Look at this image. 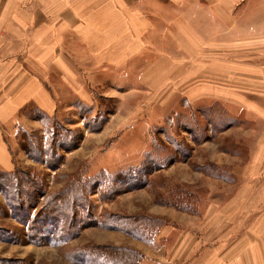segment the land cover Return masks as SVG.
I'll return each mask as SVG.
<instances>
[{"label": "rangeland", "instance_id": "rangeland-1", "mask_svg": "<svg viewBox=\"0 0 264 264\" xmlns=\"http://www.w3.org/2000/svg\"><path fill=\"white\" fill-rule=\"evenodd\" d=\"M191 22L189 55L177 53L167 82L142 83L135 65L120 79L87 59L88 97L79 98L51 67L55 113L32 101L19 112L26 122L4 126L15 161L7 173L35 180L15 183L11 203L0 189V264H189L169 242L189 235L203 203L233 202L246 187L252 217L264 212V164L251 177L233 173L264 134V0L209 20L210 30ZM70 189L84 209L66 201ZM50 211L62 214L59 225L72 221L63 243H48L57 238L46 235Z\"/></svg>", "mask_w": 264, "mask_h": 264}, {"label": "crops", "instance_id": "crops-1", "mask_svg": "<svg viewBox=\"0 0 264 264\" xmlns=\"http://www.w3.org/2000/svg\"><path fill=\"white\" fill-rule=\"evenodd\" d=\"M244 1L0 0V170L15 167L4 126L26 122L19 112L32 101L48 115L56 111L51 67L79 98L88 97L80 72L88 66L87 59L96 67L114 69L120 79L128 75L122 69L135 65L143 66L142 83L167 82L171 68L178 67L177 53L189 55V21L196 30H210L209 20L230 18ZM191 5L194 11L189 14ZM34 66L40 68L38 73ZM249 156V165L233 169L234 174L251 177L264 164V134ZM245 188L233 202L203 203L192 215L196 219L189 221V235L186 231L181 236L180 245L169 242L176 243L174 254L185 251L189 264L193 258L201 264H264V212L252 217L256 204L249 197L242 201L250 196ZM195 221L200 237L194 233ZM230 222L233 229L227 226Z\"/></svg>", "mask_w": 264, "mask_h": 264}, {"label": "trees", "instance_id": "trees-1", "mask_svg": "<svg viewBox=\"0 0 264 264\" xmlns=\"http://www.w3.org/2000/svg\"><path fill=\"white\" fill-rule=\"evenodd\" d=\"M53 140H54V138H53ZM45 146H46V144H45ZM46 149L47 148H45V154L48 155L49 152ZM17 174L18 173H16V172L15 173H7V172L0 173L1 178L4 180L3 181V185H1L0 189H3L2 186L5 187V189H4L5 190V195L7 196V198H9L10 203L12 201H14V196L12 197L10 195L12 194V192L14 190V187H15L14 184L15 183H18V184H21L22 186H24L25 182L27 181L26 179L29 178L30 181H31L30 182L31 184H33V181L35 180V177L32 176V175L30 176L28 173H24V175L21 176V179L17 180V178H16ZM89 184H92V183H89ZM26 191H27L26 189L23 190L24 193ZM67 199H69V200H66V201H69V203H71L72 206L73 205H76L79 208L84 209V206H83L82 202L81 201L79 202V200L81 198L79 197V194L77 193L76 190H73L72 189L71 192H70V194H68V198ZM65 203H67V202H65ZM49 213H50V215H48L47 218H50L49 221L52 222L51 223L52 229L49 230V231H47L46 235L49 236V235H51L52 232H54V233H56V235H57L56 237L57 238L52 237V238L48 239V243L49 244H53V245L60 244V243H63L65 241H67L69 238H71L74 235L73 232H72V230H71V228H69V227H71V225H73L72 224V221L71 220L70 221L68 220V223L65 222V223L59 225L58 224L57 216L58 217H61L62 216V214L60 213V211H58L57 213L56 212L54 213L53 211H50ZM72 220L76 224V222H77L76 218H72ZM47 224L45 223V225L41 226L40 230L43 231L42 229H44V227ZM55 230H57V231H55Z\"/></svg>", "mask_w": 264, "mask_h": 264}]
</instances>
